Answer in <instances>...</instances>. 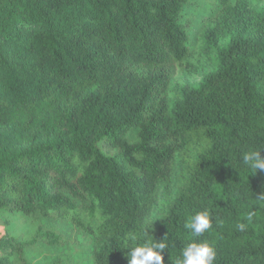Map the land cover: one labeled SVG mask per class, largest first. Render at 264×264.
<instances>
[{
	"label": "trees",
	"instance_id": "1",
	"mask_svg": "<svg viewBox=\"0 0 264 264\" xmlns=\"http://www.w3.org/2000/svg\"><path fill=\"white\" fill-rule=\"evenodd\" d=\"M203 59L197 84L171 82ZM248 150L264 157V3L0 0V264L43 249L49 264H128L146 238L167 243L164 264L192 241L214 264H264ZM204 209L212 226L194 237ZM77 232L90 255L66 263Z\"/></svg>",
	"mask_w": 264,
	"mask_h": 264
},
{
	"label": "clouds",
	"instance_id": "2",
	"mask_svg": "<svg viewBox=\"0 0 264 264\" xmlns=\"http://www.w3.org/2000/svg\"><path fill=\"white\" fill-rule=\"evenodd\" d=\"M242 164L254 170L264 171V157H261L260 151L248 150L241 155ZM259 198L264 199V196ZM251 219V215L248 216ZM210 212L207 209L197 211L190 215L185 227L192 236L200 237L211 228ZM237 230L244 231L246 225L237 223ZM147 236V231L145 232ZM153 237V236H152ZM168 248L164 239L146 238L143 244L131 248L127 253L128 264H164V250ZM216 251L208 241L189 242L181 252V258L175 261V264H214Z\"/></svg>",
	"mask_w": 264,
	"mask_h": 264
},
{
	"label": "rangeland",
	"instance_id": "3",
	"mask_svg": "<svg viewBox=\"0 0 264 264\" xmlns=\"http://www.w3.org/2000/svg\"><path fill=\"white\" fill-rule=\"evenodd\" d=\"M253 4L262 5L263 0H251ZM212 69V64L209 60L203 59L202 66L196 72L188 74L184 70H182L179 66L174 65L171 68V82L178 84H197L200 79L204 76L205 73ZM5 220L0 219V237L4 234L5 231ZM37 223L32 222L28 219H23L20 223L19 230L25 231L27 234H32L34 229L36 228ZM62 229L65 230L66 233H71L72 229L67 224H62ZM76 242V246L72 248L73 254L68 255V259L65 260L66 263L71 261H82L85 257L89 256L88 247L90 244L85 240L84 236L79 232L72 237ZM37 254V263L40 264H49L53 260L54 256H50L48 249H43L36 252Z\"/></svg>",
	"mask_w": 264,
	"mask_h": 264
}]
</instances>
